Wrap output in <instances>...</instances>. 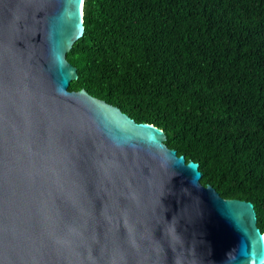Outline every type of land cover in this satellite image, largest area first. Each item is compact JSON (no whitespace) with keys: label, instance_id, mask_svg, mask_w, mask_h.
<instances>
[{"label":"water","instance_id":"95a60500","mask_svg":"<svg viewBox=\"0 0 264 264\" xmlns=\"http://www.w3.org/2000/svg\"><path fill=\"white\" fill-rule=\"evenodd\" d=\"M84 0H0V264H264L251 201L165 132L69 90Z\"/></svg>","mask_w":264,"mask_h":264},{"label":"trees","instance_id":"16d2710c","mask_svg":"<svg viewBox=\"0 0 264 264\" xmlns=\"http://www.w3.org/2000/svg\"><path fill=\"white\" fill-rule=\"evenodd\" d=\"M69 90L154 124L264 234V0H84Z\"/></svg>","mask_w":264,"mask_h":264}]
</instances>
